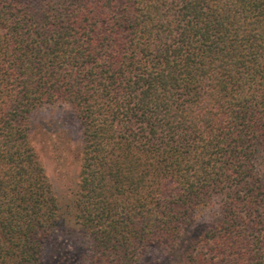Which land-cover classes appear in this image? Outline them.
<instances>
[{
	"label": "trees",
	"instance_id": "16d2710c",
	"mask_svg": "<svg viewBox=\"0 0 264 264\" xmlns=\"http://www.w3.org/2000/svg\"><path fill=\"white\" fill-rule=\"evenodd\" d=\"M56 102L88 264H264V0H0V264L58 221L27 124Z\"/></svg>",
	"mask_w": 264,
	"mask_h": 264
},
{
	"label": "rangeland",
	"instance_id": "374dc122",
	"mask_svg": "<svg viewBox=\"0 0 264 264\" xmlns=\"http://www.w3.org/2000/svg\"><path fill=\"white\" fill-rule=\"evenodd\" d=\"M27 124L30 142L58 204V221L45 240L43 264H88L90 242L74 217V200L82 161L81 125L69 105L57 102L43 103L34 108ZM259 168L264 179L263 160ZM218 205V201H215L201 208L196 219L211 224L216 222L220 216ZM145 255L157 257L160 250L147 249Z\"/></svg>",
	"mask_w": 264,
	"mask_h": 264
}]
</instances>
